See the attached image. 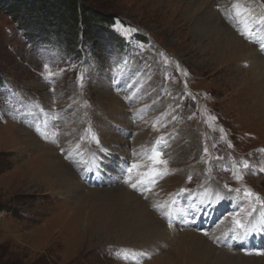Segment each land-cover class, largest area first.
Here are the masks:
<instances>
[{"label": "rangeland", "instance_id": "obj_1", "mask_svg": "<svg viewBox=\"0 0 264 264\" xmlns=\"http://www.w3.org/2000/svg\"><path fill=\"white\" fill-rule=\"evenodd\" d=\"M79 1L92 28L66 51L53 27L72 33L70 12L0 0V264H264V230L241 237L247 247L226 238L238 239L237 214L264 220V81L239 59L264 33V0L251 1L257 12L242 0H200L216 23H231L238 48L198 22L208 21L199 0ZM15 17L39 31L48 18L50 37L27 39ZM153 147L168 171L148 190L130 187L125 170L150 163ZM183 204L200 212L180 217ZM185 231L227 251L184 242Z\"/></svg>", "mask_w": 264, "mask_h": 264}, {"label": "bare ground", "instance_id": "obj_2", "mask_svg": "<svg viewBox=\"0 0 264 264\" xmlns=\"http://www.w3.org/2000/svg\"><path fill=\"white\" fill-rule=\"evenodd\" d=\"M207 1H211V2H213L214 0H207ZM216 2H218V0H215ZM243 2L242 3H244L245 5H246V7H248V8H253V9H255V12H257V9H256V7H255V4L253 5V7H252V3H251V1L252 0H242ZM197 2V1H196ZM195 2V3H196ZM241 3V2H240ZM200 4L202 5V3L200 2V0H199V3L197 4V8H198V12L199 11H203L204 12V16H206L207 17V20L208 21H206V18H203V19H198L199 21L198 22H201L202 24H204V25H206L207 27H208V25H207V22H209L211 25H214V26H216V29H215V33H216V36H217V38L218 37H220V39L221 40H223V43H225V44H227V45H230V46H233L234 48H238V47H236V45L239 43L237 40V38H239L240 37V35H237V33H235V29H233V26L231 25V23H229V22H226V21H223L222 20V26L221 25H219L218 23L220 22H218V23H216V20H218V17L217 16H215V14L214 15H212L213 14V11L211 10L210 11V9H209V5H210V3L209 4H207V3H205L206 5L203 7V6H200ZM212 4V3H211ZM238 4V3H237ZM196 5V4H195ZM241 5V4H240ZM194 6V5H193ZM207 6V7H206ZM194 7H196V6H194ZM237 9V8H236ZM254 11V10H253ZM261 11V10H260ZM246 12L245 11H240V13H236V17L238 18V17H242V16H244V14H245ZM253 13V12H252ZM252 13L249 15V18L247 19V20H250L251 19V17H253V15H252ZM239 15H241V16H239ZM202 16V15H201ZM204 16H202V17H204ZM202 17H200V18H202ZM254 18H256V14L254 15ZM209 24V25H210ZM239 25H241V23H238ZM248 23L246 22V23H244L243 24V26H246ZM199 25H200V23H199ZM210 25V26H211ZM205 27V26H204ZM203 27V28H204ZM195 29V28H194ZM197 32V31H196ZM206 33V32H205ZM197 34V33H196ZM214 35V34H213ZM212 35V36H213ZM260 35H261V37H260ZM202 36V35H201ZM204 36V35H203ZM234 36V37H233ZM257 37H258V42L256 41V43L254 44V46H252L251 44H248L247 42H244L242 45H248L249 47H250V49H249V51H247V52H243V51H245V50H241L240 52L242 53V55L240 56V58L239 59H242V61L243 62H245L246 64H249V67H248V69L250 70V72H251V74L253 75V74H255V77H258V76H262V78H263V81H264V49H262L261 48V43L262 42H264V33H259V34H257L256 35ZM215 37V36H214ZM233 37V38H232ZM202 38V37H201ZM215 39V38H214ZM202 40V39H201ZM218 41H219V39H218ZM213 42V41H212ZM222 42V41H221ZM241 45V44H240ZM225 46V45H224ZM222 47V46H221ZM216 49V48H215ZM214 49V50H215ZM220 50V49H219ZM248 50V49H247ZM216 52V51H215ZM227 52H228V50H227ZM239 52V53H240ZM218 53H220V51H218ZM240 53V54H241ZM233 55V54H232ZM236 55H238V51L237 52H235L234 53V56H236ZM235 60V59H234ZM246 75H250V74H244V76H246ZM247 77H249V76H247ZM257 79V78H256ZM259 81V80H258ZM244 82V81H243ZM257 82V81H256ZM259 83V82H258ZM260 85V84H259ZM263 85H264V83H263ZM260 87V86H259ZM263 88V87H262ZM260 90V89H259ZM261 90H263V89H261ZM112 93V92H111ZM258 93V92H257ZM263 93V92H262ZM260 95V94H259ZM132 97V96H131ZM130 97V98H131ZM255 98V97H254ZM132 101H136V104H139L140 105V103L138 102L139 101V99H134V100H132ZM261 103V102H260ZM139 105H137V106H139ZM145 107H147V106H144L143 108H145ZM142 108V109H143ZM141 112H143V111H141ZM257 114V113H256ZM264 116V115H263ZM123 129H125L126 130V128L125 127H122ZM129 129V128H128ZM49 147V146H48ZM48 147H46V148H48ZM106 147V146H105ZM119 155L121 156V157H123L124 155H125V153L124 152H120L119 153ZM135 156V155H134ZM101 160H104V158H101ZM118 162V161H117ZM54 166V165H53ZM62 167V166H61ZM69 169V172H68V174L70 173V171L72 170V168L70 167V168H68ZM77 169V168H76ZM65 170V169H64ZM67 171V170H66ZM74 171L72 170V173H73ZM113 176V175H112ZM71 177H72V175H71ZM108 178V177H107ZM114 178L115 177H113L112 179H106V180H109V181H113L114 180ZM116 179V178H115ZM119 180V179H118ZM82 185H84V184H82ZM119 186H120V184H119ZM213 188L215 191H217V192H220L219 190H217V187H215L213 184H210L209 185V188ZM122 194H124L125 196H126V194L127 193H125L124 191L122 192ZM128 195V194H127ZM132 195V194H131ZM123 196V195H122ZM221 196V195H220ZM128 197V196H127ZM137 197V196H136ZM135 197V198H136ZM132 198V197H131ZM137 199V198H136ZM135 199V200H136ZM135 200H134V202H135ZM138 200V199H137ZM127 201V200H126ZM129 203H130V201H129ZM132 203V202H131ZM138 203V202H137ZM148 203V202H147ZM145 204V203H144ZM137 205V204H136ZM142 205V204H141ZM139 206V205H138ZM137 206V207H138ZM141 208H142V210L145 212V214H147V215H149V216H151L152 218H150L148 221L151 223V224H153V223H155V221L157 220L156 218H155V216L153 215V212L152 211H150V210H148L147 209V207H143V206H141ZM131 209V208H130ZM136 209V208H135ZM140 211H141V209H139ZM138 212V211H137ZM137 212L136 211H134L133 213L134 214H137ZM130 213V212H129ZM140 213H142V212H140ZM139 214V213H138ZM144 214V213H143ZM132 216V215H131ZM140 216V215H139ZM142 216V215H141ZM144 217V216H143ZM148 217V216H147ZM143 219V218H142ZM137 220V219H136ZM144 221H145V219H144ZM259 221H260V218L259 217H255L254 218V220H253V222H256V223H258L259 224ZM159 222V221H158ZM146 223V222H145ZM177 227H181L179 224H177L176 225ZM176 226L175 227H173V226H170V228L173 230H176ZM192 229V228H191ZM230 229V228H229ZM174 230H173V232H174ZM179 230V229H178ZM262 231V230H261ZM258 232H260V231H258ZM167 233V232H166ZM172 232H170L169 234H171ZM185 233V238H183V237H181L182 239H183V241L184 242H193V243H198L199 245H206V246H208V247H210V248H212L213 250H214V252H216V250H218L217 248L220 246H218V245H215V243H214V241H212V240H210V242H207V240H209L208 238H207V236L206 235H203V234H199V233H195V232H192V233H189V232H187V231H185L184 232ZM218 232H216V233H213V238L215 239V237H216V234H217ZM189 235V237H187ZM254 237H256L257 238V236H256V234L255 233H253L252 234ZM179 236V235H178ZM181 236V235H180ZM205 236V237H204ZM212 238V239H213ZM217 238H218V236H217ZM227 238V240H228V242H229V245L230 246H232V245H235V247H247L248 245H251L250 244V242L249 241H244L243 240V238L241 239V238H238V239H234L233 241H231V238H229L228 236L226 237ZM181 239V240H182ZM207 239V240H206ZM179 240V239H178ZM213 245H212V244ZM216 243H217V241H216ZM175 244V243H174ZM195 245V244H194ZM193 245V246H194ZM215 245V246H214ZM205 246V247H206ZM197 249V248H196ZM230 249H233V250H235L236 252H238L235 248H230ZM229 249V250H230ZM220 251L221 252H223V251H227V250H218V252L220 253ZM230 252V251H229ZM232 252V251H231ZM223 256V255H222ZM227 256V255H226ZM261 256V255H260ZM263 256H264V254H263ZM224 257V256H223ZM234 257V256H233ZM255 257V256H254ZM261 258H264V257H261ZM246 259H248L249 261H251V260H260V259H253V257L251 258V259H249V258H246ZM228 262V261H227Z\"/></svg>", "mask_w": 264, "mask_h": 264}, {"label": "snow or ice", "instance_id": "obj_3", "mask_svg": "<svg viewBox=\"0 0 264 264\" xmlns=\"http://www.w3.org/2000/svg\"><path fill=\"white\" fill-rule=\"evenodd\" d=\"M261 23H264V17L261 18ZM261 48L264 49V42L261 43ZM81 79L83 78L81 77ZM37 131H40V129L37 128ZM41 135H43L45 139L48 138L47 135H45V133L43 132H41ZM162 142H163V138L161 137L157 139L156 143L160 144ZM78 147L79 145H77V148ZM205 152H207V148L205 149ZM144 155H145V158L148 161H150V163L145 164L143 162H136V163H133L130 167H128L125 170L127 173L125 182L128 183L130 187L134 189H139L141 191L148 190V188L155 183V179L157 177L165 174L168 171L166 167L168 164V161L162 158V152L158 148L153 147L151 149V152H145ZM160 165L164 167L163 168L158 167ZM237 166L242 167L244 169L250 168V165L248 164L247 161H241L239 162ZM134 170H136L137 172L136 177L132 175ZM261 171H264V169H261ZM236 179H242V176L237 175ZM227 187L228 186L225 185V188ZM231 191L232 189H229V192ZM236 191H239V190L237 189ZM245 195L248 197L255 196V194L252 193L250 190H247L245 192ZM216 196L220 197V193H216ZM256 199L259 200V197L256 196ZM174 204H175V200H173L171 205H154V207H156L157 209H160L163 207L171 208L174 206ZM252 215L253 213L249 211L245 213L244 218H239V214H237V216L233 218V224L235 225L233 232L239 233L237 238L247 237L249 234L264 230V220L260 221L259 226H258V224L256 222H253V220L251 219ZM257 254H261V253H257Z\"/></svg>", "mask_w": 264, "mask_h": 264}, {"label": "trees", "instance_id": "obj_4", "mask_svg": "<svg viewBox=\"0 0 264 264\" xmlns=\"http://www.w3.org/2000/svg\"><path fill=\"white\" fill-rule=\"evenodd\" d=\"M49 1H50L51 8H48V10H47L48 12L46 11L45 14L49 15L50 13L53 12L54 7H57V8L60 7L64 11L71 13L69 21H70L71 25H73V27H74V31L72 33H69V35L67 36L69 38H67L64 31H63V29L65 28L64 24L62 25V27L60 26V28H56V26H54L53 27L54 31L55 30L59 31V32L55 33L56 34V36H55L56 40H58V41L61 40V42H64V44L66 46V48H65L66 51L68 50L67 48L71 49V48L76 47L78 45L79 35L82 34V37H84V39H85L87 36L86 31L88 29V28L86 29V27L89 26V29L91 27L90 25H88L85 22L84 17L81 15L82 12H84L82 7H81L82 3L79 0H49ZM51 18H52V20H54L53 16H51ZM34 19H37V18H34ZM41 19L38 20L39 21L38 24H39L40 28H42V29H40V31H39V29H37L35 26H33L30 23V21H31L30 19L27 20V19H23V18L21 19L20 17H15V26L17 29L20 30L22 36L26 37L27 39L32 40L36 36L40 40H45V39H48L50 37L49 32H47V30H50V27H47V25H44L45 24L44 21H47L49 19L48 18L47 19L45 18L44 20H41ZM116 19L117 18H115V17L114 18L111 17L110 19H104L105 25L110 26V27L114 26L117 23V22H114ZM81 26H82V28H81ZM59 29H61V30H59ZM94 35H95V32H94Z\"/></svg>", "mask_w": 264, "mask_h": 264}]
</instances>
